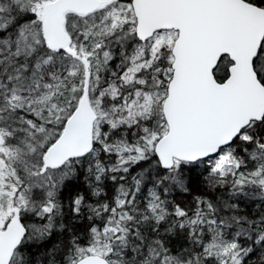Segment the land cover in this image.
<instances>
[{
	"label": "snow or ice",
	"instance_id": "6c2138e0",
	"mask_svg": "<svg viewBox=\"0 0 264 264\" xmlns=\"http://www.w3.org/2000/svg\"><path fill=\"white\" fill-rule=\"evenodd\" d=\"M0 264H264V0H0Z\"/></svg>",
	"mask_w": 264,
	"mask_h": 264
}]
</instances>
